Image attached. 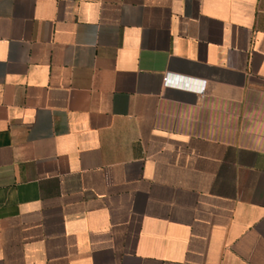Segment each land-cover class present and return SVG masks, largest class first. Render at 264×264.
Listing matches in <instances>:
<instances>
[{"label": "crops", "instance_id": "crops-1", "mask_svg": "<svg viewBox=\"0 0 264 264\" xmlns=\"http://www.w3.org/2000/svg\"><path fill=\"white\" fill-rule=\"evenodd\" d=\"M0 264H264V0H0Z\"/></svg>", "mask_w": 264, "mask_h": 264}, {"label": "built area", "instance_id": "built-area-1", "mask_svg": "<svg viewBox=\"0 0 264 264\" xmlns=\"http://www.w3.org/2000/svg\"><path fill=\"white\" fill-rule=\"evenodd\" d=\"M166 83H167V81H166ZM204 89H205V86H204ZM204 89H203V90H204Z\"/></svg>", "mask_w": 264, "mask_h": 264}]
</instances>
